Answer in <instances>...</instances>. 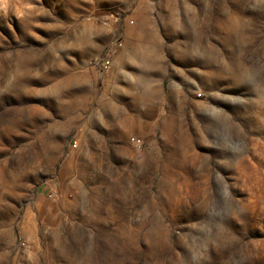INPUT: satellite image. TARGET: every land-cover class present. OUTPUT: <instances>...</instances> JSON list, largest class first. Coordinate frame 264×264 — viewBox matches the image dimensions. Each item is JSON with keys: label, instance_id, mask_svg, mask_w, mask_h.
Instances as JSON below:
<instances>
[{"label": "rangeland", "instance_id": "obj_1", "mask_svg": "<svg viewBox=\"0 0 264 264\" xmlns=\"http://www.w3.org/2000/svg\"><path fill=\"white\" fill-rule=\"evenodd\" d=\"M0 264H264V0H0Z\"/></svg>", "mask_w": 264, "mask_h": 264}, {"label": "crops", "instance_id": "obj_2", "mask_svg": "<svg viewBox=\"0 0 264 264\" xmlns=\"http://www.w3.org/2000/svg\"><path fill=\"white\" fill-rule=\"evenodd\" d=\"M154 39V41H152ZM124 46L122 49H117L116 53L113 56L111 65L109 68L104 71L106 76L110 77L113 73H118L121 68L126 66L124 62L121 60V56L127 54L129 57V63H131V68H133V72L136 69L140 70V74L137 75L141 77L142 81L151 82L152 79L150 78L147 73H144V70L151 69L153 66L157 64V59L160 55V45L158 37H151V36H144V35H129L124 37L122 40ZM130 65V64H129ZM138 72V71H136ZM146 74V75H145ZM144 75V76H143ZM120 77V76H119ZM137 136V135H135ZM140 137V136H138Z\"/></svg>", "mask_w": 264, "mask_h": 264}, {"label": "built area", "instance_id": "obj_3", "mask_svg": "<svg viewBox=\"0 0 264 264\" xmlns=\"http://www.w3.org/2000/svg\"><path fill=\"white\" fill-rule=\"evenodd\" d=\"M114 43H116V44H120L121 41L119 40V41H116V42H114ZM94 65H95V67H97L99 70H101V71H106V70L109 68V66L111 65V57H110V55L107 54V55H104V56H100V57H98V58L95 60ZM129 142H130V144H131L133 147H135V148H137V149H142V148H144V146H145V142H144L143 138L138 137V136H135V135L130 136V138H129ZM73 145H74V146L76 145V142H75V141L73 142Z\"/></svg>", "mask_w": 264, "mask_h": 264}]
</instances>
